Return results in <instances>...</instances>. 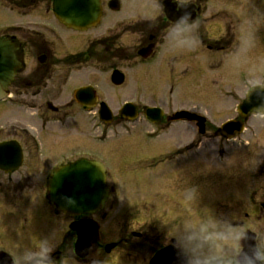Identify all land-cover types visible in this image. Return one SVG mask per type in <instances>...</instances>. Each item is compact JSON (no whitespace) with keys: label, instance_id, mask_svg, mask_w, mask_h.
Returning <instances> with one entry per match:
<instances>
[{"label":"flooded vegetation","instance_id":"obj_1","mask_svg":"<svg viewBox=\"0 0 264 264\" xmlns=\"http://www.w3.org/2000/svg\"><path fill=\"white\" fill-rule=\"evenodd\" d=\"M157 3L158 14L154 12ZM0 5L26 22L0 30L3 40L16 43L13 54L18 64L0 104L23 107L41 134L48 127L67 134L47 139L30 135L29 147L13 137L0 139L18 142L21 154L19 167L7 171L12 164L5 160L16 155L15 149L0 153L4 162L0 166V264H11L14 247L32 242L37 235L57 239L53 253L57 260L65 256L69 261L74 257L78 264H177L167 233L197 217L183 216L179 197L166 194L165 188L174 192L182 182L193 186L201 156L221 158L234 148L232 142H238L241 135L232 140L217 136L210 113L216 103L225 113H232L220 123L240 120L236 107L253 90L249 81L236 88L227 81L212 83L215 96L207 100L204 110L193 101L182 104L181 78L225 71L223 79L234 74L240 79L242 73L232 68L228 53L239 46L242 23L255 44L264 39V0H194L189 10L199 21L201 43L190 51H170L164 45V33L181 14L173 0L140 5L100 0L99 22L83 31L59 23L52 0H0ZM56 28L65 34L61 56L54 49L53 39L59 38ZM114 71L122 78L118 85L112 81ZM125 84L132 89L113 112L102 86L113 92L117 102ZM102 103L112 112L110 123L101 120ZM126 105L128 111L120 114ZM147 107L155 109L149 118ZM179 112L204 117V131L199 133L198 122L191 116L178 117ZM253 118L257 117L247 119L245 129ZM72 147L83 151L70 155ZM79 158L104 166L108 194L101 210L70 217L57 213L50 204L47 175L54 167ZM260 169L253 175L257 183ZM136 185L147 194L130 195ZM259 192L257 184L252 203L259 202ZM242 216L233 223L246 224L245 212ZM117 220L126 226L124 238H116L111 230ZM71 227H83L84 234L94 229L85 256L75 253L78 233Z\"/></svg>","mask_w":264,"mask_h":264},{"label":"rangeland","instance_id":"obj_2","mask_svg":"<svg viewBox=\"0 0 264 264\" xmlns=\"http://www.w3.org/2000/svg\"><path fill=\"white\" fill-rule=\"evenodd\" d=\"M122 1L123 3L128 2L137 5L143 3L152 4L155 2V0ZM31 21L30 23L33 24V20ZM22 23H26L24 19L20 16H15L14 13H9V11L5 10L0 5V30L12 28L16 24ZM58 29L59 28H56L55 30L59 34V38L53 39V43L54 49L59 52L57 55L61 56L65 34ZM249 57L251 61L257 63L264 60V39L255 44V47L249 53ZM31 64L32 60L29 62L28 66H31ZM224 73L225 71L207 74L200 73L195 76L182 75V87L180 91V100L182 104L193 101L199 109L206 110L208 108L207 100L212 97V95L215 96V92L212 93V83L220 82L224 85L225 81H227L229 86L236 88L240 83H247L249 81L247 73L242 70L240 79L237 77L238 74L223 79ZM153 80L157 81L158 79L155 77ZM129 84H132V82H129ZM102 88L103 96H106L105 98L109 101L111 110L115 112L119 103L127 99L125 97L126 91L132 89V85L125 84L122 88L124 90L117 102L114 100V94L110 89L104 85ZM156 98L157 97H153L151 99L152 101H156ZM223 110L222 106L219 108L216 103L213 104V109L211 113L209 112L211 114V126L218 127L222 120L232 115V113H225ZM70 131L72 132V128ZM30 135L44 136L46 138L43 139H47L60 138L67 134H63L62 131L56 130L55 127L51 129L48 127L47 130H44V134H41L37 131V122L33 119L31 114L24 112L23 107L18 104H6L4 106L1 103L0 139L13 137L21 140L25 146L29 147L30 144L28 139ZM243 142L248 143V145L243 146ZM232 145L235 149L232 147L230 150H227L226 154L221 158H216L215 155H209L208 159H205L203 156L199 158V164L196 169L199 175L197 178L198 181L193 186H189L182 182L179 186V190L173 192L171 188H165V193H176L180 199L182 215L188 217L192 216V218L197 217L195 222L208 214H213L222 219L226 218L230 219L232 222H236L237 220H242V213L245 212L246 224L256 229L258 232L264 233V117L253 118V120L246 125L245 132L241 134L239 141L232 142ZM237 146L242 147L237 148ZM82 151L83 150L78 147H72L69 153L70 155H76ZM202 162L204 164H202ZM259 167L261 168V175H259L260 181L257 183L253 175ZM191 173L194 174L193 171ZM35 178L39 179L38 176H33V180H35ZM193 178H196V175H194ZM37 182L39 181H36V183ZM257 184L260 188L259 194H261V197H259L258 203H252L250 202L252 190L257 187ZM134 188L135 189L129 193L130 195L136 194L137 192H140V194H147L145 192L143 193L144 188L139 189L140 187L137 185ZM188 188L195 189L196 199L194 201L185 199L184 197V191ZM256 204L259 208L257 207L254 209ZM120 222L123 223L122 220H117L116 227L115 225H111V230L115 233L116 238L123 237L127 230L126 226ZM1 227L2 223L0 222V228ZM124 229H126L125 232Z\"/></svg>","mask_w":264,"mask_h":264},{"label":"clouds","instance_id":"obj_3","mask_svg":"<svg viewBox=\"0 0 264 264\" xmlns=\"http://www.w3.org/2000/svg\"><path fill=\"white\" fill-rule=\"evenodd\" d=\"M193 2L173 0L181 14L171 21L163 35L164 45L170 51H190L200 46V24L189 10ZM160 11L159 3L155 4L154 12ZM240 31L239 46L228 53L230 64L234 70L247 73L250 89L264 91V60L259 63L250 60L254 36L243 23ZM184 197L194 201L195 189H186ZM65 202L75 204L71 197H66ZM167 238L175 250L177 264H264V233L213 214L173 227ZM57 246L55 237L37 235L32 242L14 247L11 264H78L74 257L72 261L65 256L57 260L53 255Z\"/></svg>","mask_w":264,"mask_h":264},{"label":"water","instance_id":"obj_4","mask_svg":"<svg viewBox=\"0 0 264 264\" xmlns=\"http://www.w3.org/2000/svg\"><path fill=\"white\" fill-rule=\"evenodd\" d=\"M53 13L60 23L73 29L84 30L94 25L99 16V0H53ZM16 43H8L0 39V100L4 95L7 85L12 80L17 62L14 59ZM112 81L115 84L122 82L121 75L113 72ZM102 113L110 119L111 113L102 104ZM128 108L125 106L123 109ZM153 109H147L150 114ZM241 116L249 114H262L264 112V91L255 89L238 107ZM106 121V120H105ZM242 130L241 122H229L224 124L219 133H233ZM17 143L8 142L0 144V148L17 147ZM19 155L13 160L14 165L10 169L17 168ZM48 198L57 212H63L71 217L94 213L103 207L108 190L105 183L104 168L97 162L85 159L77 160L69 165L53 169L48 177ZM66 197H71L74 205L65 202ZM79 230L78 228H76ZM79 231V240L80 243ZM90 234L82 240L88 244ZM79 245V244H78ZM77 245V246H78ZM87 248V246H86ZM78 251V249H77Z\"/></svg>","mask_w":264,"mask_h":264}]
</instances>
